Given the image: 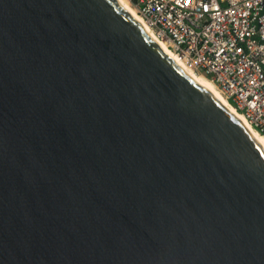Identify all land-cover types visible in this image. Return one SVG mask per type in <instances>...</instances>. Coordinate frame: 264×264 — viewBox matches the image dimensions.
<instances>
[{
	"label": "water",
	"instance_id": "obj_1",
	"mask_svg": "<svg viewBox=\"0 0 264 264\" xmlns=\"http://www.w3.org/2000/svg\"><path fill=\"white\" fill-rule=\"evenodd\" d=\"M0 264H264V148L117 0H0Z\"/></svg>",
	"mask_w": 264,
	"mask_h": 264
},
{
	"label": "built area",
	"instance_id": "obj_2",
	"mask_svg": "<svg viewBox=\"0 0 264 264\" xmlns=\"http://www.w3.org/2000/svg\"><path fill=\"white\" fill-rule=\"evenodd\" d=\"M129 2L151 32L264 137V0Z\"/></svg>",
	"mask_w": 264,
	"mask_h": 264
},
{
	"label": "bare ground",
	"instance_id": "obj_3",
	"mask_svg": "<svg viewBox=\"0 0 264 264\" xmlns=\"http://www.w3.org/2000/svg\"><path fill=\"white\" fill-rule=\"evenodd\" d=\"M119 4L150 34V36L157 42V44L161 47V49L170 56L174 61L178 63V65L185 70L195 81L200 83L202 86L207 88L213 96L230 112H232L242 123L243 125L250 131V133L258 140V142L261 144V146L264 148V137L253 130L249 123L245 120V118L235 110V108L228 103L225 98L222 96V94L216 89V87L213 85V83L204 77L203 75L194 72L192 69L187 67L184 63H182L178 57L167 47L166 43L159 38H157L151 30L144 24L143 19L140 17V15L136 12L134 7L129 3L128 0H117Z\"/></svg>",
	"mask_w": 264,
	"mask_h": 264
},
{
	"label": "rangeland",
	"instance_id": "obj_4",
	"mask_svg": "<svg viewBox=\"0 0 264 264\" xmlns=\"http://www.w3.org/2000/svg\"><path fill=\"white\" fill-rule=\"evenodd\" d=\"M129 1V0H128ZM130 3V2H129ZM131 4V3H130Z\"/></svg>",
	"mask_w": 264,
	"mask_h": 264
}]
</instances>
